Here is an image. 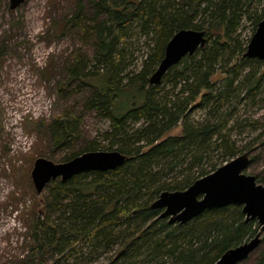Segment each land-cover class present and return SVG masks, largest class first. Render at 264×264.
<instances>
[{
    "label": "trees",
    "instance_id": "16d2710c",
    "mask_svg": "<svg viewBox=\"0 0 264 264\" xmlns=\"http://www.w3.org/2000/svg\"><path fill=\"white\" fill-rule=\"evenodd\" d=\"M89 6L87 16L78 0L67 22L93 46L92 63L74 52L65 63V83L78 80L77 88H91L81 101L84 110L108 119V129L102 139L85 138L82 114L68 109L48 122L27 125L44 126L53 151H64L58 162L100 149H117L128 158L114 170L51 181L48 212L31 221L37 243L26 261L53 252L51 264H215L225 251L252 238L259 222L247 221L242 206L232 204L172 224L152 202L162 191L186 189L248 152L233 139L232 128L241 124L244 101L264 91V64L244 55L248 43L241 27L248 19L255 32L264 19V0H89ZM134 24L153 45L142 68L124 76ZM183 28L205 30V45L152 84L168 41ZM179 126L181 132L170 134ZM103 253L110 255L100 262Z\"/></svg>",
    "mask_w": 264,
    "mask_h": 264
},
{
    "label": "rangeland",
    "instance_id": "374dc122",
    "mask_svg": "<svg viewBox=\"0 0 264 264\" xmlns=\"http://www.w3.org/2000/svg\"><path fill=\"white\" fill-rule=\"evenodd\" d=\"M77 2L24 0L12 9L10 0H0V264H39V258L42 264H51L55 259L53 252H47L33 263L26 261L31 246L37 243L32 236L31 221L48 212L46 196L51 184L41 193L37 192L31 170L36 156L58 162L64 151H53L44 126L27 124L48 122L53 115L68 109L82 114L81 129L85 138L102 139L109 127L108 119L96 111L84 110L81 101L91 88H77L78 80L65 83L68 79L65 63L73 53L79 51L90 61L94 54L91 43L83 40L84 33L67 22L75 13ZM83 5L84 14L89 16V0H83ZM253 28L252 21L244 20L241 39L245 43H249ZM152 45L151 37L137 24L130 27L124 76L142 68ZM60 83L64 89H58ZM260 88H264V78ZM240 109L241 124L232 128L233 139L241 148L246 146L252 158L244 171L264 184V91L257 93L254 101H244ZM253 120L260 125H248ZM179 132L181 126L170 134ZM26 140L30 141L27 149ZM254 229L261 232L260 244L236 264H258L264 258V230L255 224ZM109 255L103 253L99 261L105 262Z\"/></svg>",
    "mask_w": 264,
    "mask_h": 264
},
{
    "label": "water",
    "instance_id": "95a60500",
    "mask_svg": "<svg viewBox=\"0 0 264 264\" xmlns=\"http://www.w3.org/2000/svg\"><path fill=\"white\" fill-rule=\"evenodd\" d=\"M23 2L10 0V7L15 9ZM206 41L205 30H178L168 41L164 57L151 75L150 82L159 84L173 65L194 54ZM244 55L264 60V19L258 23ZM127 158V154L117 149L86 151L60 162L39 156L33 163L31 178L36 191L41 193L54 179L67 181L83 172L114 170L124 165ZM250 163L249 152L237 155L213 172L196 179L186 189L162 191L152 202V208L161 209L160 217H167L169 223L184 224L206 209L241 205L246 220L257 219L261 230H264V184L259 183L255 175L244 171ZM260 235L259 231L251 239L228 249L215 264H236L246 259L260 244Z\"/></svg>",
    "mask_w": 264,
    "mask_h": 264
},
{
    "label": "built area",
    "instance_id": "2783aa9c",
    "mask_svg": "<svg viewBox=\"0 0 264 264\" xmlns=\"http://www.w3.org/2000/svg\"><path fill=\"white\" fill-rule=\"evenodd\" d=\"M25 144H26L25 147H26V149H27V148L29 147V145H30V141H29V140H28V141L26 140Z\"/></svg>",
    "mask_w": 264,
    "mask_h": 264
}]
</instances>
